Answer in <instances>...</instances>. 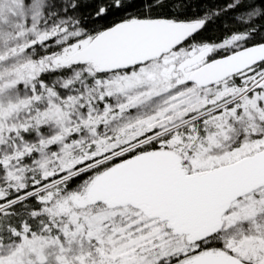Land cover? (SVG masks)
Instances as JSON below:
<instances>
[{"label": "snow or ice", "instance_id": "snow-or-ice-1", "mask_svg": "<svg viewBox=\"0 0 264 264\" xmlns=\"http://www.w3.org/2000/svg\"><path fill=\"white\" fill-rule=\"evenodd\" d=\"M0 264H264V0H0Z\"/></svg>", "mask_w": 264, "mask_h": 264}]
</instances>
